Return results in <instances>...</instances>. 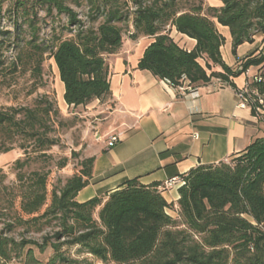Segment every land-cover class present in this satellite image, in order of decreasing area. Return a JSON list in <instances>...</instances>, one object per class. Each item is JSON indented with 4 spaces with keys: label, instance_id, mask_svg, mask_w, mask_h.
<instances>
[{
    "label": "trees",
    "instance_id": "trees-1",
    "mask_svg": "<svg viewBox=\"0 0 264 264\" xmlns=\"http://www.w3.org/2000/svg\"><path fill=\"white\" fill-rule=\"evenodd\" d=\"M217 1L221 7L205 11L202 5L179 7L177 0H0V37L5 52H13L7 65L0 56V78L20 71L38 81L49 57L68 107L96 100L110 105L106 59L120 50L127 35L133 41L152 39L137 69L172 87L184 81L194 87L213 79L235 87L231 80L250 68L264 71V0ZM81 7L86 9L85 20L76 10ZM61 17L66 25L41 41L40 24ZM215 21L229 29L233 55L260 36L257 54L237 69L229 68L220 53L225 40ZM172 29L193 39L194 49L180 47L170 35ZM64 32L70 37L63 38ZM256 87L263 92V83ZM57 116L56 101L48 95L31 107L0 110V154L19 142L25 154L13 165L18 202H9L13 215L0 230L1 264H43L35 251L43 255L47 250L52 255L45 264H80L64 248H77L102 264H264V139L226 161L181 175L184 184L178 188L176 207L164 198L162 184L143 185L138 179L80 203L76 196L90 183L93 157L84 158L80 171L50 193L47 172H23L36 160L34 154L56 144L48 135ZM66 165L63 159L57 166ZM17 229L23 230L19 239L14 237ZM28 233L44 234L38 242L26 238Z\"/></svg>",
    "mask_w": 264,
    "mask_h": 264
},
{
    "label": "crops",
    "instance_id": "crops-1",
    "mask_svg": "<svg viewBox=\"0 0 264 264\" xmlns=\"http://www.w3.org/2000/svg\"><path fill=\"white\" fill-rule=\"evenodd\" d=\"M208 6L219 8L221 3L208 0ZM215 27L225 40L220 53L229 68L235 70L246 58L257 54L259 43L254 38L253 43L240 45L233 55L229 29L216 21ZM170 35L180 47L194 49L193 39L174 29ZM151 42L148 37L135 41L126 38L120 50L106 59L111 111L96 124V138L86 150L87 157L94 158L93 174L89 185L76 196L80 203L104 196L132 179L143 185L162 184L197 166L226 161L264 139V121H258L250 109L239 108L235 96L247 76L258 72L257 67L232 79L235 87L217 84L213 79L194 86L195 94L180 97L166 82L137 69ZM215 70L221 71L219 67ZM56 77L62 97L64 85L58 73ZM100 104L96 100L89 106L99 108ZM59 107L68 108L64 100ZM112 132H121V141L106 149L104 136ZM163 196L176 207L177 189L167 190Z\"/></svg>",
    "mask_w": 264,
    "mask_h": 264
},
{
    "label": "rangeland",
    "instance_id": "rangeland-1",
    "mask_svg": "<svg viewBox=\"0 0 264 264\" xmlns=\"http://www.w3.org/2000/svg\"><path fill=\"white\" fill-rule=\"evenodd\" d=\"M178 6L182 8H190L192 6L202 5L204 10L209 7L208 0H177ZM82 20H85L86 9L81 7L76 9ZM43 17L44 13L41 12ZM5 26L8 25L7 18L4 19ZM66 25V19H47L46 22L40 24L39 39L41 41L50 40L54 32H58L62 26ZM68 32L63 33V38H69ZM128 36H125V39ZM259 46L261 45V37L256 36ZM0 37V56L3 55L6 59V65L11 61L13 52H5L6 44L3 43ZM264 72V71H263ZM57 68L55 63L49 57L45 58L42 66V76L40 80H34L29 72H18L16 75L0 78V110L8 107H31L34 102L42 95H48L56 101L58 116L53 118L52 131L48 137L53 138L56 142L54 146L48 150L34 154L36 160L30 162L23 172L28 175L34 170L47 172V189L48 192L53 188H59L64 185L65 181L78 173L81 168V162L87 157L86 150L92 140L96 138V124L102 122L104 117L111 111L109 104H100L99 108H91V106H79L77 108L68 107L60 109L62 97L60 96L57 80ZM103 105V106H101ZM98 137V136H97ZM20 143V142H19ZM14 145V149L6 154H0V230L7 220L11 219L13 211L10 210L9 202H14L17 206V194L19 192L16 171L13 168L14 162L18 159L24 160V151L18 148V144ZM1 145V139H0ZM1 149V147H0ZM67 160V165L63 169L58 168V163ZM176 217L175 213H171ZM95 218L97 216L95 215ZM49 232L47 229L44 233ZM23 233L22 229L15 231L14 237L19 239V234ZM43 233V234H44ZM43 234H26V238H32L41 242ZM66 255L76 259L80 264H102L100 261L87 254L78 253L77 248L66 250ZM36 257L41 263L45 264L49 256L52 255L50 250L45 254L40 255L35 251ZM2 262L0 261V264ZM11 264H18V261H13Z\"/></svg>",
    "mask_w": 264,
    "mask_h": 264
},
{
    "label": "built area",
    "instance_id": "built-area-1",
    "mask_svg": "<svg viewBox=\"0 0 264 264\" xmlns=\"http://www.w3.org/2000/svg\"><path fill=\"white\" fill-rule=\"evenodd\" d=\"M248 71L245 73L247 74ZM217 84H222L220 79H216ZM264 84V72H257L254 75L247 76V80L240 89L235 90V96L237 99V106L242 109H250L258 121H264V89L263 92L257 89L256 85ZM167 85L170 86L169 83ZM180 97L195 94L196 90L188 81H184L177 87L170 86ZM122 138L121 132H112L104 136V145L106 149H111L116 146ZM184 184L183 179L180 176L171 178L160 186V190L177 189Z\"/></svg>",
    "mask_w": 264,
    "mask_h": 264
}]
</instances>
